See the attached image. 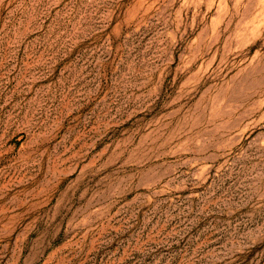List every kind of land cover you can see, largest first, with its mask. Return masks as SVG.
I'll use <instances>...</instances> for the list:
<instances>
[{
  "label": "rangeland",
  "instance_id": "rangeland-1",
  "mask_svg": "<svg viewBox=\"0 0 264 264\" xmlns=\"http://www.w3.org/2000/svg\"><path fill=\"white\" fill-rule=\"evenodd\" d=\"M0 264H264V0H0Z\"/></svg>",
  "mask_w": 264,
  "mask_h": 264
}]
</instances>
